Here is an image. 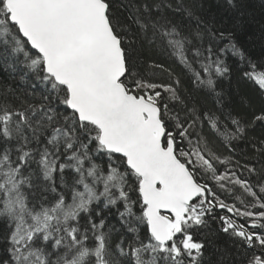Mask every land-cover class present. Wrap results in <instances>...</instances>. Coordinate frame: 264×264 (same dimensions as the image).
I'll return each instance as SVG.
<instances>
[{"label": "snow or ice", "instance_id": "snow-or-ice-1", "mask_svg": "<svg viewBox=\"0 0 264 264\" xmlns=\"http://www.w3.org/2000/svg\"><path fill=\"white\" fill-rule=\"evenodd\" d=\"M241 8L0 0V69L27 85L0 92V264H205L217 233L233 245L229 264H264V166L214 147L248 141L264 157V136L248 140L264 128V50L254 58L238 42L229 21ZM153 53L213 106L182 97ZM234 69L260 106L220 87Z\"/></svg>", "mask_w": 264, "mask_h": 264}, {"label": "trees", "instance_id": "trees-1", "mask_svg": "<svg viewBox=\"0 0 264 264\" xmlns=\"http://www.w3.org/2000/svg\"><path fill=\"white\" fill-rule=\"evenodd\" d=\"M240 3L242 5L241 11L244 13L243 16H240L238 12L235 13L234 18L229 21V24L234 23L236 19L240 21L239 30L236 32V38L238 42L248 50L249 54L253 55L255 58L264 50V0H240ZM152 59L158 64H163L166 69L172 72L175 78H179V87L182 97L190 96L197 102L198 106L200 104H206L209 107L213 106L214 101L212 98L207 96L204 91L197 90L193 87L189 74L184 67L173 58L162 53H153ZM228 62L229 64H233L234 59L230 57ZM145 70L154 72L157 82H170L166 72H161L158 69H149L147 65H145ZM219 85L224 89L226 95L235 101H238L241 96H244L250 98L255 106H260L262 103L261 97L255 86L250 81L242 80L239 72L235 71V69L231 77L222 78L219 81ZM26 87L27 85L20 81L18 76L10 74L9 71L0 69V92L4 91L6 88H11L20 94ZM39 87L38 85V88ZM262 136H264V128L258 127L255 131L248 133V140L260 138ZM214 147L218 149L223 156L231 155L233 160L238 161L241 165L251 162L255 164L258 169L264 166V157H257L251 150L248 141H234L232 145L235 150L234 152L225 150L219 141L215 142ZM97 162L102 163V161ZM229 167L236 166L234 164L229 165ZM223 170L224 169L221 168V171ZM36 179L37 183L42 182V177H37ZM111 211L114 214L116 210L112 208ZM108 224L110 227L116 229V231L113 232L115 242L119 239L118 232L121 225L118 218L114 216L109 218ZM216 227V224L213 223L212 228L215 229ZM208 238L211 244L205 251V264H221V260H223V264H229L231 252L233 251V245L229 237L222 233H217L215 235H209Z\"/></svg>", "mask_w": 264, "mask_h": 264}]
</instances>
